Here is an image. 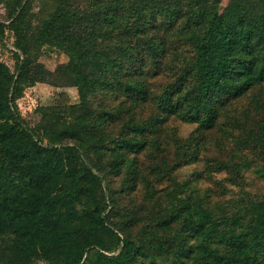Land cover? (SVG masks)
<instances>
[{
  "label": "trees",
  "instance_id": "16d2710c",
  "mask_svg": "<svg viewBox=\"0 0 264 264\" xmlns=\"http://www.w3.org/2000/svg\"><path fill=\"white\" fill-rule=\"evenodd\" d=\"M0 2L23 55L15 72L0 60V264H264V194L230 202L237 211L229 217L205 199L180 197L188 183L175 175L210 147L222 117L264 158V0ZM44 45L68 55L58 79L77 86L81 102L46 108L34 128L15 102L25 85L48 79L35 61ZM159 73L169 75L153 83L149 75ZM96 91L120 99L95 115ZM251 94L253 118L238 104ZM173 116L197 127L184 139L172 131L169 154L162 131ZM111 120L118 129L107 132ZM143 152L173 184L164 197L140 166ZM249 162L233 149L211 165L237 181ZM109 174L121 176L118 187L105 183ZM138 181L147 215L120 202Z\"/></svg>",
  "mask_w": 264,
  "mask_h": 264
},
{
  "label": "rangeland",
  "instance_id": "374dc122",
  "mask_svg": "<svg viewBox=\"0 0 264 264\" xmlns=\"http://www.w3.org/2000/svg\"><path fill=\"white\" fill-rule=\"evenodd\" d=\"M227 1L224 0V3ZM38 5L39 2L35 4L36 11L39 10ZM0 22L6 23L3 30L0 31V60L7 64L12 72H15L17 62L23 58V55L16 47V34L9 26L10 19L8 17V10L3 2H0ZM174 46L186 48L183 43ZM171 59L172 57L169 56L168 62ZM68 60V55L63 49L57 46L44 45L38 53L35 61L40 62L44 66V69L50 73L48 79L25 85L22 94L16 98L15 102L19 113L29 126L35 128L41 124L44 111L50 106H64L81 102L77 86L70 84L65 79H58V68L66 64ZM167 75L169 73H159L155 76L149 75V79L157 84L166 79ZM259 90L256 89L253 91L258 92ZM261 91V98L264 100V83ZM93 93L90 96V100L94 109L97 111L95 115L99 113L100 104L116 106L120 99V92L103 93L96 91ZM251 97H253L252 94L244 97L238 104L240 108H249L250 116L253 118L256 110L254 109L253 103H251ZM152 110V103L144 104L142 113L144 116H149ZM241 112L242 110H240ZM220 120V123L214 128V131L210 133L212 138L210 147L203 149L198 160L177 167L175 175L180 182L188 183L186 185L188 190L179 193L180 197L186 198L188 195H192L196 199H205V203L209 205L208 207L214 208L215 212L219 211V214L235 217L237 207L230 205V202L241 205L247 202L249 198L259 199L264 194V158L259 154V147L254 146L253 140L249 139L245 131L240 133L242 129L235 127L232 121L223 119V117ZM118 122V120L109 121L106 125L107 132L117 130ZM196 127V123L187 122L174 116L169 118L165 122L164 129L162 128V138L169 142L167 144V152L169 154L170 152L173 153L174 140H172V131H175L180 138L184 139L195 131ZM224 132L228 135L226 136ZM238 136L245 140L241 143L236 142ZM45 142H47V139ZM220 146L223 147L219 148ZM233 149L242 151L250 159L248 165L242 170L243 177L237 181L230 179L231 173L229 171L217 169L211 165L215 156L220 155L226 159L230 158ZM170 156L173 157V155ZM138 159L143 171L149 176L152 183L155 184L158 193L164 197L169 189L173 187V184L163 175V172L156 171V166L152 162L157 163V159H154V155L150 152L138 154ZM120 182L121 176L113 174H109L105 181L111 187H118ZM120 202L121 205H127L130 208H138L140 212L145 211L144 213L146 215L148 213L146 210L150 207L148 199H145V188L140 181H138L137 188L131 195L126 197L122 195L120 197ZM219 204L225 207L219 208ZM79 208L82 210L81 206ZM106 212H108V208ZM36 263L45 264V260L39 258L36 260ZM82 264H86V260Z\"/></svg>",
  "mask_w": 264,
  "mask_h": 264
}]
</instances>
